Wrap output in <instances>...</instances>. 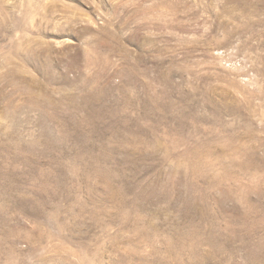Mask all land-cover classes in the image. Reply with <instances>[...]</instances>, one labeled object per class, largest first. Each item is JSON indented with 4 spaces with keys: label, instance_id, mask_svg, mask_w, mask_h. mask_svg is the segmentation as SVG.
I'll return each mask as SVG.
<instances>
[{
    "label": "rangeland",
    "instance_id": "rangeland-1",
    "mask_svg": "<svg viewBox=\"0 0 264 264\" xmlns=\"http://www.w3.org/2000/svg\"><path fill=\"white\" fill-rule=\"evenodd\" d=\"M0 264H264V0H0Z\"/></svg>",
    "mask_w": 264,
    "mask_h": 264
}]
</instances>
